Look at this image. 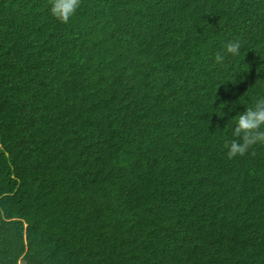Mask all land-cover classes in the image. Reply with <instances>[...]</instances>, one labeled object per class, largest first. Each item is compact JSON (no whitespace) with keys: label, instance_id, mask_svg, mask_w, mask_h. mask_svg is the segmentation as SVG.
<instances>
[{"label":"trees","instance_id":"trees-1","mask_svg":"<svg viewBox=\"0 0 264 264\" xmlns=\"http://www.w3.org/2000/svg\"><path fill=\"white\" fill-rule=\"evenodd\" d=\"M0 264H264V0H0Z\"/></svg>","mask_w":264,"mask_h":264}]
</instances>
